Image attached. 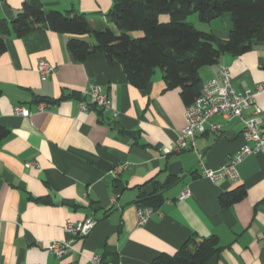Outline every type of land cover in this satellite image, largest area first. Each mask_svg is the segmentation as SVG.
Returning <instances> with one entry per match:
<instances>
[{
	"label": "crops",
	"instance_id": "1",
	"mask_svg": "<svg viewBox=\"0 0 264 264\" xmlns=\"http://www.w3.org/2000/svg\"><path fill=\"white\" fill-rule=\"evenodd\" d=\"M113 1L0 0V21L9 24L24 3L38 2L45 11L83 14L94 30L117 34L107 20ZM187 21L219 40L232 29L230 14L209 23L196 15ZM70 38L36 29L9 39L0 56V126L9 131L0 141V264H91L94 255L108 264H151L161 254L175 255L192 238L211 236L221 250L205 264H264V155L241 160L235 181L203 176L244 145L241 124L215 117L220 133L198 135L192 148L162 155L159 150L171 147L185 125L179 90L166 87L160 70L144 89L135 88L103 54L77 63L66 50ZM40 61L55 68L44 81ZM219 65L228 69L238 94L254 95L264 120V43L200 69L203 84L217 78ZM90 86L109 97L110 110L78 109ZM44 101L57 102L39 110ZM15 106L29 117L14 115ZM119 165L126 169L114 175ZM240 186L246 197L220 206L219 198ZM185 187L191 195L179 200ZM152 191L163 202L139 227L138 195ZM86 218L97 221L86 238L64 230L67 221ZM55 240H71L72 250L56 258L47 250Z\"/></svg>",
	"mask_w": 264,
	"mask_h": 264
},
{
	"label": "trees",
	"instance_id": "2",
	"mask_svg": "<svg viewBox=\"0 0 264 264\" xmlns=\"http://www.w3.org/2000/svg\"><path fill=\"white\" fill-rule=\"evenodd\" d=\"M230 14L232 29L226 40L199 31L187 21L196 15L203 23ZM111 29L94 30L83 14L45 11L38 2L24 3L14 20L0 21V56L6 43L36 29L70 35L66 50L77 63L103 54L108 64H119L128 83L144 89L159 69L166 87L178 89L182 103L189 106L199 96L203 82L199 71L218 64L224 54L242 55L264 43V0H114L107 14ZM141 32L139 38L130 36ZM87 36L92 43L80 39ZM1 95V91H0ZM83 99L81 97L80 101ZM57 101H44L49 105ZM9 131L0 126V141ZM246 190L240 186L219 198L220 206L241 202ZM163 199L159 193H140L139 208L157 209ZM215 236L190 239L175 254H161L151 264H205L220 252Z\"/></svg>",
	"mask_w": 264,
	"mask_h": 264
},
{
	"label": "built area",
	"instance_id": "3",
	"mask_svg": "<svg viewBox=\"0 0 264 264\" xmlns=\"http://www.w3.org/2000/svg\"><path fill=\"white\" fill-rule=\"evenodd\" d=\"M37 72L40 79L44 81L55 72V68L45 61H40L37 64ZM82 97L83 99L78 103V109L81 112H88L92 108L103 111L110 110L109 97L97 86H90L83 92ZM47 107H49V104L41 103L38 109L42 110ZM245 112H249V114L245 115ZM13 114L27 118L30 112L21 106H15ZM262 115L263 112L256 104L254 95L250 92L238 94L232 86V78L228 69L219 65L217 78L206 81L202 85L199 96L192 104L185 107V125L175 143L171 147H164L159 151L162 155L180 153L193 147L196 136L205 133H220L222 125L213 122L215 117H222L227 122L236 120L242 126L241 136L244 145L226 164L215 171L205 170L203 173L204 177L213 181L221 178L235 181L238 178L235 166L241 160L248 156L264 155V120ZM25 166L32 167L35 165L26 164ZM125 169V165L116 166L113 174H120ZM190 195L189 189L185 187L179 196V200L187 199ZM114 201L112 199V204ZM154 213H156V210L151 207L138 208L136 210L137 226H144ZM96 225L97 221L95 219L86 218L77 222L67 221L64 230L71 234L73 238H86ZM71 242V240H55L49 242L47 250L56 258H61L72 250ZM89 261L91 264H108L103 263L101 258L96 255L92 256Z\"/></svg>",
	"mask_w": 264,
	"mask_h": 264
},
{
	"label": "rangeland",
	"instance_id": "4",
	"mask_svg": "<svg viewBox=\"0 0 264 264\" xmlns=\"http://www.w3.org/2000/svg\"><path fill=\"white\" fill-rule=\"evenodd\" d=\"M141 36H142L141 32H133V33H131V37L132 38H139ZM157 70H159V69H157Z\"/></svg>",
	"mask_w": 264,
	"mask_h": 264
}]
</instances>
